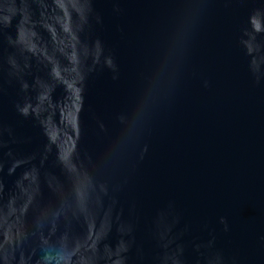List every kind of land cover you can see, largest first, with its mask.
<instances>
[{"label":"water","instance_id":"95a60500","mask_svg":"<svg viewBox=\"0 0 264 264\" xmlns=\"http://www.w3.org/2000/svg\"><path fill=\"white\" fill-rule=\"evenodd\" d=\"M0 264H264V0H0Z\"/></svg>","mask_w":264,"mask_h":264}]
</instances>
